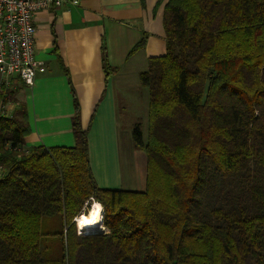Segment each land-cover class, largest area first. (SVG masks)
Listing matches in <instances>:
<instances>
[{"label": "trees", "instance_id": "16d2710c", "mask_svg": "<svg viewBox=\"0 0 264 264\" xmlns=\"http://www.w3.org/2000/svg\"><path fill=\"white\" fill-rule=\"evenodd\" d=\"M163 29L165 55L139 75L146 140L140 122L131 132L143 191L97 186L56 47L72 147L26 148V105L1 85L15 108L0 115V264H264V0H168ZM101 54L108 78L116 68ZM91 200L106 230L79 234Z\"/></svg>", "mask_w": 264, "mask_h": 264}, {"label": "crops", "instance_id": "0c3cea01", "mask_svg": "<svg viewBox=\"0 0 264 264\" xmlns=\"http://www.w3.org/2000/svg\"><path fill=\"white\" fill-rule=\"evenodd\" d=\"M81 0L77 6L36 14L35 58L38 71L32 86L13 78L8 85L0 75V87L17 88L30 127L25 147H72L73 98L67 77L54 53L55 47L80 107V119L88 129L89 165L98 187L143 191L146 155L132 144V128L143 118L147 130L148 92L139 81L149 58L165 55L163 10L168 0ZM146 37L145 46L130 50ZM115 72L106 78L102 48ZM15 103L2 102L0 115L10 114ZM144 133V131H143ZM146 135L144 134V138ZM145 156V175L139 166ZM95 203V202H94Z\"/></svg>", "mask_w": 264, "mask_h": 264}, {"label": "built area", "instance_id": "2783aa9c", "mask_svg": "<svg viewBox=\"0 0 264 264\" xmlns=\"http://www.w3.org/2000/svg\"><path fill=\"white\" fill-rule=\"evenodd\" d=\"M80 1L0 0V75L5 85L15 78L32 86L37 72L44 70L43 63L35 58L36 14L59 9L64 4L77 6ZM91 202L93 205L94 200ZM74 222L77 224V218ZM77 232L81 234L78 228Z\"/></svg>", "mask_w": 264, "mask_h": 264}, {"label": "bare ground", "instance_id": "6f19581e", "mask_svg": "<svg viewBox=\"0 0 264 264\" xmlns=\"http://www.w3.org/2000/svg\"><path fill=\"white\" fill-rule=\"evenodd\" d=\"M102 207L98 202H95L89 209L87 214H82L77 217V228L80 233L87 231H100L103 230L102 225Z\"/></svg>", "mask_w": 264, "mask_h": 264}, {"label": "rangeland", "instance_id": "374dc122", "mask_svg": "<svg viewBox=\"0 0 264 264\" xmlns=\"http://www.w3.org/2000/svg\"><path fill=\"white\" fill-rule=\"evenodd\" d=\"M147 119V118H146ZM141 123V122H144L143 121V118L142 117H140V120L138 121V122H136V123ZM135 123V124H136ZM135 124H132L133 125V127H134V125ZM141 127H142V129H143V131H144V134L146 135V124H144L143 123V126H142V123H141ZM144 140H146V137L145 138H143ZM139 174L142 176V177H144V175H145V156H144V159H142V161H141V163H140V166H139ZM100 204V203H99ZM91 205H92V202L90 201V204L88 205L87 203H85V205L83 206V208H82V213H84V214H87V212H88V209L91 207ZM101 205V204H100ZM88 206V208H86ZM102 207V206H101ZM102 213H103V208H102ZM83 214V215H84ZM78 217V216H77ZM76 217V218H77ZM101 218H102V216H101ZM76 226H77V224H76ZM105 228H103V230L102 231H104L105 232ZM88 232H98V231H95V230H93V231H87V232H85V233H88ZM78 233V232H77Z\"/></svg>", "mask_w": 264, "mask_h": 264}]
</instances>
